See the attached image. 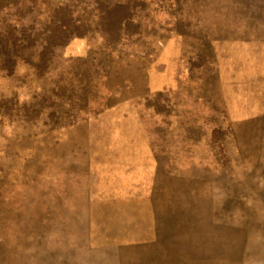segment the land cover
<instances>
[{
    "label": "rangeland",
    "instance_id": "obj_1",
    "mask_svg": "<svg viewBox=\"0 0 264 264\" xmlns=\"http://www.w3.org/2000/svg\"><path fill=\"white\" fill-rule=\"evenodd\" d=\"M71 15L48 72L0 64V264H264V0H0Z\"/></svg>",
    "mask_w": 264,
    "mask_h": 264
},
{
    "label": "trees",
    "instance_id": "obj_2",
    "mask_svg": "<svg viewBox=\"0 0 264 264\" xmlns=\"http://www.w3.org/2000/svg\"><path fill=\"white\" fill-rule=\"evenodd\" d=\"M102 23L111 25L106 33V41L117 44L122 39V21H113V24L106 22V17H100ZM90 27L80 19H69L66 17L53 19L51 24L42 31L25 28L21 25L19 29L4 28L0 30V64L7 75H12L16 71L20 62L28 63L36 71L37 75L45 74L50 68L52 55L55 47L64 46L75 36L85 35ZM105 34V32H104Z\"/></svg>",
    "mask_w": 264,
    "mask_h": 264
}]
</instances>
